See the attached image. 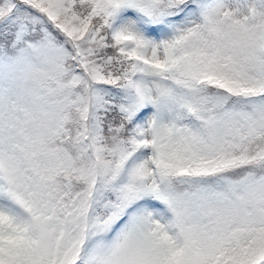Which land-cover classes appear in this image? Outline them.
Masks as SVG:
<instances>
[{
	"label": "snow or ice",
	"instance_id": "1",
	"mask_svg": "<svg viewBox=\"0 0 264 264\" xmlns=\"http://www.w3.org/2000/svg\"><path fill=\"white\" fill-rule=\"evenodd\" d=\"M0 264H264V0H0Z\"/></svg>",
	"mask_w": 264,
	"mask_h": 264
}]
</instances>
